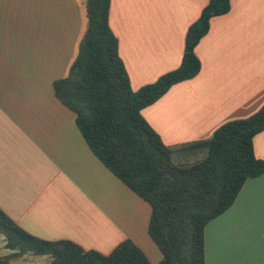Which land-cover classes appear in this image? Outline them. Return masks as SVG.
Returning a JSON list of instances; mask_svg holds the SVG:
<instances>
[{
    "label": "crops",
    "instance_id": "crops-1",
    "mask_svg": "<svg viewBox=\"0 0 264 264\" xmlns=\"http://www.w3.org/2000/svg\"><path fill=\"white\" fill-rule=\"evenodd\" d=\"M209 2L112 0L110 26L134 90L181 65L188 29ZM87 24L85 0H0V208L41 239L105 255L131 240L158 264L150 205L93 154L53 89L68 76ZM196 53L200 73L142 112L169 146L207 139L264 105V0H232ZM254 150L264 160V131ZM205 245L206 264H264V174L208 223ZM11 253L0 235V259ZM50 262L26 254L9 264Z\"/></svg>",
    "mask_w": 264,
    "mask_h": 264
},
{
    "label": "trees",
    "instance_id": "trees-1",
    "mask_svg": "<svg viewBox=\"0 0 264 264\" xmlns=\"http://www.w3.org/2000/svg\"><path fill=\"white\" fill-rule=\"evenodd\" d=\"M88 24L67 77L54 81L58 99L76 113L77 126L93 154L151 207L148 234L162 254L158 264H206L205 229L235 203L249 178L264 174L254 138L264 131V105L254 115L230 121L204 140L169 146L143 116L174 85L195 78L196 53L211 20L228 14L232 0H210L188 29L181 65L155 83L134 90L110 26L112 0H85ZM0 235L12 253L49 256L50 264H152L133 241L111 254L86 251L68 241L36 237L0 208Z\"/></svg>",
    "mask_w": 264,
    "mask_h": 264
}]
</instances>
